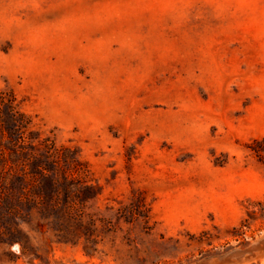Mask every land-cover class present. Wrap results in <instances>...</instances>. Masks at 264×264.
<instances>
[{
	"label": "rangeland",
	"instance_id": "rangeland-1",
	"mask_svg": "<svg viewBox=\"0 0 264 264\" xmlns=\"http://www.w3.org/2000/svg\"><path fill=\"white\" fill-rule=\"evenodd\" d=\"M4 89L93 190L0 264H264V0H0Z\"/></svg>",
	"mask_w": 264,
	"mask_h": 264
},
{
	"label": "trees",
	"instance_id": "trees-1",
	"mask_svg": "<svg viewBox=\"0 0 264 264\" xmlns=\"http://www.w3.org/2000/svg\"><path fill=\"white\" fill-rule=\"evenodd\" d=\"M31 126L32 118L20 109L15 92L0 90V164L5 173L0 177V199L13 215L29 216L36 209L50 224L58 220L56 225L62 208V214L80 226L83 213L76 208L82 204L83 192L93 190L85 179L83 164L72 156L71 149L57 148L49 138L42 139L38 132L30 131ZM263 142L255 141L252 148L261 159L264 149L258 147ZM18 169L21 173L14 176L15 184L8 172ZM4 185L12 201L3 197ZM44 204L49 212L42 210Z\"/></svg>",
	"mask_w": 264,
	"mask_h": 264
}]
</instances>
